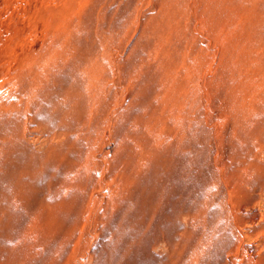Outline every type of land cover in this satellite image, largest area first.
Segmentation results:
<instances>
[{"label": "rangeland", "instance_id": "obj_1", "mask_svg": "<svg viewBox=\"0 0 264 264\" xmlns=\"http://www.w3.org/2000/svg\"><path fill=\"white\" fill-rule=\"evenodd\" d=\"M0 264H264V0H0Z\"/></svg>", "mask_w": 264, "mask_h": 264}]
</instances>
